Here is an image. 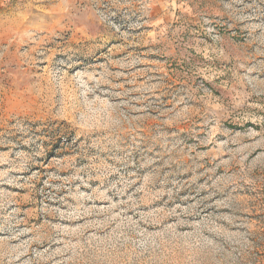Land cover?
I'll list each match as a JSON object with an SVG mask.
<instances>
[{"label": "rangeland", "instance_id": "374dc122", "mask_svg": "<svg viewBox=\"0 0 264 264\" xmlns=\"http://www.w3.org/2000/svg\"><path fill=\"white\" fill-rule=\"evenodd\" d=\"M0 264H264V0H0Z\"/></svg>", "mask_w": 264, "mask_h": 264}]
</instances>
